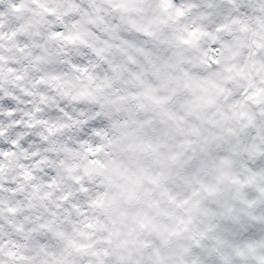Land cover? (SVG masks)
<instances>
[{
	"label": "snow or ice",
	"instance_id": "1",
	"mask_svg": "<svg viewBox=\"0 0 264 264\" xmlns=\"http://www.w3.org/2000/svg\"><path fill=\"white\" fill-rule=\"evenodd\" d=\"M0 264H264V0H0Z\"/></svg>",
	"mask_w": 264,
	"mask_h": 264
}]
</instances>
